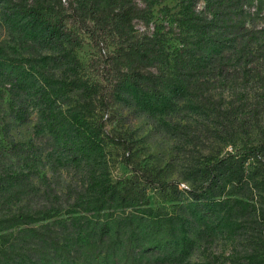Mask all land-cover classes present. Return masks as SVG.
Segmentation results:
<instances>
[{
    "label": "trees",
    "instance_id": "obj_1",
    "mask_svg": "<svg viewBox=\"0 0 264 264\" xmlns=\"http://www.w3.org/2000/svg\"><path fill=\"white\" fill-rule=\"evenodd\" d=\"M76 2L70 10L61 0H0L5 18L32 31V38L59 53L56 59L65 66L62 81L51 82L49 76L34 87L27 70L30 59L0 48V81L13 97L35 92L39 105L45 104L42 120L50 140L87 174L83 194L68 210L77 215L61 217L56 206L0 214V264H151L145 260L171 258L187 249L189 241L181 219L153 207L150 198L151 193L167 192L170 182L159 169L142 167L128 156L122 161L126 173L110 179L104 116L112 100L142 98L162 105L170 100L168 91L177 96L192 89L193 78L227 79V67L240 61L242 76H248L247 66L256 62L264 46V0H179L174 7L162 5L164 0ZM160 5L162 21H154L152 33L138 35L135 22L149 26ZM79 32L95 41L104 58L100 78L93 82L82 75L87 66L77 53L83 40ZM68 80L87 96L71 108L56 110L51 107L52 94L61 95ZM26 114L18 109L16 118L24 121ZM259 157L264 159V141L210 153L186 190L202 212L198 220L205 226L215 221V228L231 242L244 230L239 214L252 209L239 198H227L226 186L241 182L248 160ZM253 210L264 228V210ZM256 222L247 227V264H264L257 254L264 252V239Z\"/></svg>",
    "mask_w": 264,
    "mask_h": 264
},
{
    "label": "rangeland",
    "instance_id": "obj_2",
    "mask_svg": "<svg viewBox=\"0 0 264 264\" xmlns=\"http://www.w3.org/2000/svg\"><path fill=\"white\" fill-rule=\"evenodd\" d=\"M45 1L59 4L60 0ZM178 1L164 0L162 5L174 7ZM61 5L71 10L77 2L61 0ZM162 5L155 8L149 26L141 20L135 22L138 35L152 33L154 21H162L159 10ZM74 30L78 32L77 27ZM31 33L20 22L8 21L0 9V48L30 59L27 70L34 79V87L43 85L44 78L49 76L51 82L54 79L62 81L65 66L56 59L60 54L43 48ZM86 35L79 32L78 37L83 40L77 53L87 66L82 75L93 82L100 78L99 66L104 58L95 41ZM107 44L110 51L112 40L109 39ZM258 57L255 63L247 66L251 67L248 76H242L244 65L241 61V66L231 64L225 70L227 79L212 75L201 77L197 82L199 80L193 78L192 89L177 96L168 91L170 100L162 105L142 98L112 100L104 116L107 176L116 180L126 173L122 163L125 156L142 167L159 169L170 187L167 192L150 194L152 206L162 207L181 219L183 236L189 241V247L180 254L171 258L154 256L145 260L146 263L247 264L243 255L250 245L247 227L257 221L264 239L261 219L253 212L254 207L264 210L262 157L249 159L242 181L226 186L227 198H239L252 209L244 215L239 214L238 221L244 225V230L235 242L215 228V221L205 226L198 220L202 212L186 192L196 181L198 169L210 153H224L233 147L264 141V46ZM63 91L59 96L52 94L51 107L56 110L71 108L87 96L69 80ZM44 107L45 104L39 105L33 90L13 97L8 85L0 81V214L16 212L20 208L36 211L56 206L62 210L61 217L77 215L69 214L68 210L74 207L87 185L86 168L70 162L66 153L54 146L42 120ZM18 109L26 111L24 121L16 118ZM23 178L26 184H23ZM220 206L224 212L225 205ZM251 233L254 235L256 231ZM257 254L264 258V252Z\"/></svg>",
    "mask_w": 264,
    "mask_h": 264
}]
</instances>
